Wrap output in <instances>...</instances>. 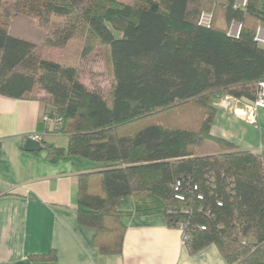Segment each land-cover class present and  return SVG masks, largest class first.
<instances>
[{
    "label": "trees",
    "instance_id": "trees-1",
    "mask_svg": "<svg viewBox=\"0 0 264 264\" xmlns=\"http://www.w3.org/2000/svg\"><path fill=\"white\" fill-rule=\"evenodd\" d=\"M233 1L0 0V94L39 101L40 123L62 121L68 148L43 143L49 157L100 164L80 175L77 221L94 230L102 254L122 253L124 217L159 214L169 228L186 225L190 254L215 245L228 264H264V158L212 134L218 101L252 103L264 80L254 39L264 2L237 10ZM206 11L210 28L199 25ZM76 12L64 42L87 40L82 56L104 49L108 91L89 89L76 66L38 58L33 42L10 34L16 16L55 31ZM233 20L243 25L238 39L228 35ZM205 142L217 153L199 155ZM130 196L135 212L125 214L118 204Z\"/></svg>",
    "mask_w": 264,
    "mask_h": 264
},
{
    "label": "crops",
    "instance_id": "crops-1",
    "mask_svg": "<svg viewBox=\"0 0 264 264\" xmlns=\"http://www.w3.org/2000/svg\"><path fill=\"white\" fill-rule=\"evenodd\" d=\"M242 105L221 98L212 134L264 158V108L251 124L234 114ZM40 110L37 100L0 94V264H228L215 245L190 254L182 230L169 228L159 214L124 217L122 253L102 254L94 246V230L77 221L80 175L100 164L80 156L49 157L43 143L67 149L69 137L53 123H40ZM29 138L40 141L42 150L27 151ZM208 143L198 147L199 155L217 153ZM135 208L131 196L118 204L125 214ZM51 252L55 260L32 258Z\"/></svg>",
    "mask_w": 264,
    "mask_h": 264
},
{
    "label": "rangeland",
    "instance_id": "rangeland-1",
    "mask_svg": "<svg viewBox=\"0 0 264 264\" xmlns=\"http://www.w3.org/2000/svg\"><path fill=\"white\" fill-rule=\"evenodd\" d=\"M77 14V12L70 14L63 25L55 31L50 22H41L19 15L12 20L10 34L33 42L36 46L35 55L38 58L45 57L48 60L59 61L63 65L76 66L80 81L89 89L99 88L108 91L111 83L108 75L110 67L104 49L99 47L82 56L81 49L87 40H83L82 43L80 40L64 42L65 35L76 25ZM40 97L44 99L47 95L42 91ZM63 136L67 137L66 134ZM208 144L213 146L212 143Z\"/></svg>",
    "mask_w": 264,
    "mask_h": 264
},
{
    "label": "built area",
    "instance_id": "built-area-1",
    "mask_svg": "<svg viewBox=\"0 0 264 264\" xmlns=\"http://www.w3.org/2000/svg\"><path fill=\"white\" fill-rule=\"evenodd\" d=\"M250 0H234L233 7L237 10H245L249 4ZM213 23V13L206 11L203 12L199 19V25L203 28H210ZM243 25L237 20L230 22L228 27V35L231 38L238 39L242 34ZM255 42L264 48V26H259L255 34ZM264 108V80H262L258 85L257 98L252 103L243 104L241 107L234 109V114L244 121L254 124L256 122V116L259 109ZM53 124L55 127H60L62 121L60 119L54 120ZM36 139V138H34ZM181 187V181H177L175 184V190L178 193ZM194 190H197V186H194ZM179 199H183L180 195L177 196ZM202 199V197H199ZM186 228L185 224L180 226V229L183 232V243L188 241V236L184 233ZM202 230H205V227H201Z\"/></svg>",
    "mask_w": 264,
    "mask_h": 264
},
{
    "label": "water",
    "instance_id": "water-1",
    "mask_svg": "<svg viewBox=\"0 0 264 264\" xmlns=\"http://www.w3.org/2000/svg\"><path fill=\"white\" fill-rule=\"evenodd\" d=\"M25 147H26V150L29 152H36V151L42 150L41 142L34 139V138L27 139V141L25 143Z\"/></svg>",
    "mask_w": 264,
    "mask_h": 264
}]
</instances>
